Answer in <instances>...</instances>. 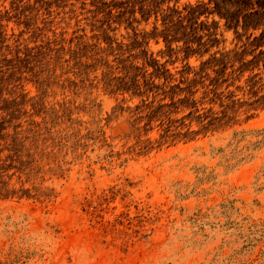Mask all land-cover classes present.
I'll use <instances>...</instances> for the list:
<instances>
[{
  "label": "rangeland",
  "instance_id": "obj_1",
  "mask_svg": "<svg viewBox=\"0 0 264 264\" xmlns=\"http://www.w3.org/2000/svg\"><path fill=\"white\" fill-rule=\"evenodd\" d=\"M0 264H264V0H0Z\"/></svg>",
  "mask_w": 264,
  "mask_h": 264
},
{
  "label": "clouds",
  "instance_id": "obj_2",
  "mask_svg": "<svg viewBox=\"0 0 264 264\" xmlns=\"http://www.w3.org/2000/svg\"><path fill=\"white\" fill-rule=\"evenodd\" d=\"M28 242L32 245H40L41 244V241L39 239H34L32 237H29L28 238Z\"/></svg>",
  "mask_w": 264,
  "mask_h": 264
}]
</instances>
